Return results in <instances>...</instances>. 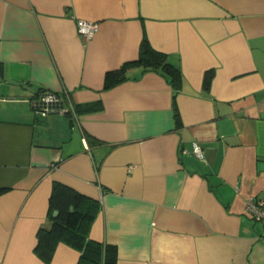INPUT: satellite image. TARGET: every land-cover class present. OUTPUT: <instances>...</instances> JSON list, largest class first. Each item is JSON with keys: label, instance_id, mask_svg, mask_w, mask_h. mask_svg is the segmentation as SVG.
<instances>
[{"label": "crops", "instance_id": "obj_1", "mask_svg": "<svg viewBox=\"0 0 264 264\" xmlns=\"http://www.w3.org/2000/svg\"><path fill=\"white\" fill-rule=\"evenodd\" d=\"M143 35L178 88L134 67L104 89ZM42 91L66 111L34 113ZM54 181L99 201L89 237L115 264H264L245 211L264 194V0H0V264L77 263L63 242L34 253Z\"/></svg>", "mask_w": 264, "mask_h": 264}, {"label": "trees", "instance_id": "obj_2", "mask_svg": "<svg viewBox=\"0 0 264 264\" xmlns=\"http://www.w3.org/2000/svg\"><path fill=\"white\" fill-rule=\"evenodd\" d=\"M140 67L142 71H160L176 90L180 82V71L167 59V55L154 49L143 35L136 60L126 62L119 68L106 72L104 89L128 79L130 68ZM213 71L207 70L203 78V87L209 89ZM174 118L178 121V111L172 96ZM75 109V108H74ZM77 111V109H75ZM6 191L0 186V194ZM100 208L99 201L68 185L54 181L48 198V227H40L36 232L34 253L45 263H49L58 243L63 242L77 250L79 258L76 264H115V247L92 240L89 230ZM57 211L54 216L53 212Z\"/></svg>", "mask_w": 264, "mask_h": 264}, {"label": "built area", "instance_id": "obj_3", "mask_svg": "<svg viewBox=\"0 0 264 264\" xmlns=\"http://www.w3.org/2000/svg\"><path fill=\"white\" fill-rule=\"evenodd\" d=\"M97 26V23L91 20L81 18L76 20L77 32L84 39L91 38L96 32ZM30 106L33 112L41 117L53 111H66L60 94L53 91L40 92L38 97L30 102ZM191 151L198 158H201L203 155L202 148L197 142L192 143ZM245 211L251 220L259 222L264 226V194L260 196H248L245 203ZM261 236H264V231H262Z\"/></svg>", "mask_w": 264, "mask_h": 264}, {"label": "water", "instance_id": "obj_4", "mask_svg": "<svg viewBox=\"0 0 264 264\" xmlns=\"http://www.w3.org/2000/svg\"><path fill=\"white\" fill-rule=\"evenodd\" d=\"M56 214H57V211H54V212H53V215L55 216Z\"/></svg>", "mask_w": 264, "mask_h": 264}]
</instances>
